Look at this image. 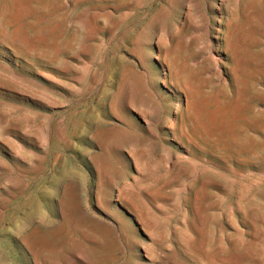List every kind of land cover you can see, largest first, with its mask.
<instances>
[{"label":"rangeland","instance_id":"obj_1","mask_svg":"<svg viewBox=\"0 0 264 264\" xmlns=\"http://www.w3.org/2000/svg\"><path fill=\"white\" fill-rule=\"evenodd\" d=\"M189 1L0 0V264H264V0Z\"/></svg>","mask_w":264,"mask_h":264},{"label":"bare ground","instance_id":"obj_2","mask_svg":"<svg viewBox=\"0 0 264 264\" xmlns=\"http://www.w3.org/2000/svg\"><path fill=\"white\" fill-rule=\"evenodd\" d=\"M213 1H214V0H207V2H208L211 6H214V4H213V5L211 4V3H213ZM186 2H187V3H186ZM186 2H185V3H186V5H185V6H186V9L189 10V7H190V3H189V2H190V1H189V0H186ZM217 6H218V5H217ZM186 9H185V10H186ZM190 12H191V11H190ZM207 20H208V19H207ZM213 21H215L216 23L219 24V22H218L217 20L213 19ZM207 24H208V23H207ZM215 32H217L218 34H220V33H221L220 28H215ZM216 39L219 40V41L221 40L220 36H216ZM218 46L220 47V46H221V43H220ZM217 62H218V60H217ZM166 63H167V62H166ZM219 63L223 64V62H221V61H220ZM167 64H168V65H167L168 70L170 71L172 66L170 65L169 62H168Z\"/></svg>","mask_w":264,"mask_h":264}]
</instances>
